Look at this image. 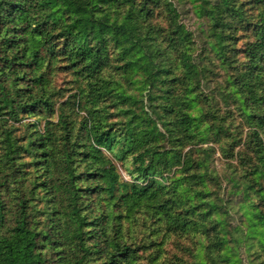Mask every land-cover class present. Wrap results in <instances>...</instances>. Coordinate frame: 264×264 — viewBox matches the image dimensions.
I'll use <instances>...</instances> for the list:
<instances>
[{
  "label": "trees",
  "instance_id": "trees-1",
  "mask_svg": "<svg viewBox=\"0 0 264 264\" xmlns=\"http://www.w3.org/2000/svg\"><path fill=\"white\" fill-rule=\"evenodd\" d=\"M192 1L0 0V264H264V0Z\"/></svg>",
  "mask_w": 264,
  "mask_h": 264
},
{
  "label": "rangeland",
  "instance_id": "rangeland-1",
  "mask_svg": "<svg viewBox=\"0 0 264 264\" xmlns=\"http://www.w3.org/2000/svg\"><path fill=\"white\" fill-rule=\"evenodd\" d=\"M173 1H174V4L177 6V8L181 14V16H180L181 22L187 27V29L189 31H191L193 33L194 38H195L198 46L200 47L201 43L204 39L203 30H205V26H204L205 23L201 19H198L196 17V15L194 14V6H192L193 1L192 0H183L184 2L181 4L177 2L178 0H173ZM55 77L56 78L53 79V81H54L53 84H54L57 92L63 91L62 92L63 99H61V101H60L61 103H63L67 99L68 95L70 94V92H67L65 90H67V88H72V84L67 83V80H69V77L71 78V76L65 72L59 71ZM210 86L211 85H209L208 88H210ZM132 93H134V92H132ZM207 146L212 147L213 145L212 144L202 145V147H207ZM188 149H190V147L187 148V150ZM31 161H32L31 158L26 157L22 160V163H29ZM112 162L116 166L119 174L121 176L125 177V179H127L128 175L126 174V171H125L124 167L122 166V164L120 162L114 161V160H112ZM223 162L224 161L221 159V155L219 154V152H216L214 158L208 163V166H209V171L211 173H213L214 175H216L217 181L220 182V185H221L220 191H222V193H225L226 190L228 189V185L224 179L227 177V171H226V168H225ZM29 174H30V177H33L31 170H29ZM218 191H219V189H218ZM34 203H35V212L37 215H39L38 220L42 224L45 222V218L48 214L47 213L48 210L46 207L45 199L43 198V194L41 193L40 190L37 191V193H36ZM236 224H238V221L235 218L232 222V225H236ZM186 241H187L188 245L193 249V251H194L193 254H200V257L203 256L204 251H203L202 246H201V237L199 235L190 236V238H186ZM165 249H166V252L164 254V259L167 258L168 256H171V254H186V251H187V249L183 243H180V245H178L177 249H176V247H174L173 245H169L168 240L166 242ZM46 250H49V247H47ZM234 254H237V257L240 260L241 264H248L247 260H249L251 258V257L250 258L248 257V255L250 256V254L244 252V250L241 248L238 249Z\"/></svg>",
  "mask_w": 264,
  "mask_h": 264
}]
</instances>
